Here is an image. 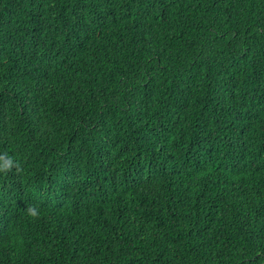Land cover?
<instances>
[{
  "label": "trees",
  "instance_id": "trees-1",
  "mask_svg": "<svg viewBox=\"0 0 264 264\" xmlns=\"http://www.w3.org/2000/svg\"><path fill=\"white\" fill-rule=\"evenodd\" d=\"M0 264H264V0H0Z\"/></svg>",
  "mask_w": 264,
  "mask_h": 264
}]
</instances>
